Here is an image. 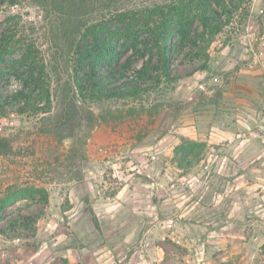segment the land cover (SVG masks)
Returning a JSON list of instances; mask_svg holds the SVG:
<instances>
[{"label":"rangeland","instance_id":"rangeland-1","mask_svg":"<svg viewBox=\"0 0 264 264\" xmlns=\"http://www.w3.org/2000/svg\"><path fill=\"white\" fill-rule=\"evenodd\" d=\"M154 1L98 0L83 15L86 29L101 23L96 37L71 42L58 31L68 22L62 13L46 15L30 1L1 6L0 93L20 89L24 74L48 63L58 67L45 78L55 85L75 72L76 51L106 41L122 48L126 32L154 37L168 11H143ZM156 1L194 16L187 40L176 15L169 28L175 80L152 96L154 114L90 132L83 179L67 161L72 140L59 142L36 113L47 93L36 92L24 113L13 106L0 115V197L13 198L0 214V264H264V175L240 181L256 161L243 166L239 146L232 158L229 148L248 137L264 145V137L255 127L227 133H240L247 107L264 115V0ZM127 8L141 9L122 15ZM213 10L229 21L216 33L197 16ZM9 28L19 41L3 49ZM124 50L139 68L157 48L146 57Z\"/></svg>","mask_w":264,"mask_h":264},{"label":"trees","instance_id":"trees-1","mask_svg":"<svg viewBox=\"0 0 264 264\" xmlns=\"http://www.w3.org/2000/svg\"><path fill=\"white\" fill-rule=\"evenodd\" d=\"M24 1H30L32 5L40 7L46 15L58 16V13H62V18L68 22L65 23L63 29L59 28L58 31L60 30L59 34L63 39L66 41L70 39L69 42L75 41L77 38L83 41L88 34L96 37L98 28L101 26V23H97L86 29V25L83 23L84 12L93 7L98 0H0V7L4 5L16 6ZM227 3L232 6L233 0H228ZM152 7L153 10L156 8L168 9L161 24H156L158 25L156 27L163 25L166 29L163 31L152 29L154 37L142 40L140 39L142 35L139 32H126L118 39L124 40L122 48H119L120 44L115 45L106 41L102 45L83 49V52L76 51L74 53L77 55L75 72L66 78H60L61 80H58L55 85L45 81V78L52 79L50 71L58 70L57 65L48 63L42 66L40 72L24 74V82L20 89L11 93H0L1 116L8 114V110L13 106H17L18 111L24 113L30 106L36 104V92L47 93L46 102L44 105L36 107V113L43 114L41 118L46 126V132L53 135L59 142H64L66 139L72 140V145L67 153V161L71 165L78 166L75 174L79 180L84 178L83 169L87 158L86 144L90 132L104 122L123 120L126 117L142 113L154 114L159 108L157 104L152 103V96L154 94L162 96L167 92L169 81L175 80L171 73L172 34L169 28L176 15L178 23L184 28L187 27L182 30L183 39L187 40L190 36L188 28L192 24L194 16H186L183 10L175 11L177 6L174 4L164 7L161 1L156 0L146 6L143 11H151ZM138 9L141 8L124 9L122 15H132ZM197 16L203 25L211 28L214 33L229 22L223 19L218 10H213L212 13L202 11ZM16 36L17 33L10 32L9 28L1 38L3 49L8 48L12 42L17 43L19 40L16 39ZM151 42L153 43L151 44ZM125 46H131L136 52L143 50L141 51L142 57L147 56L146 49L149 46L153 49L157 48V51L151 53L141 67L132 68L134 59L131 56H126ZM130 71L132 72L130 73ZM111 103L114 108L106 109L105 105ZM96 107L104 109L99 112ZM4 141L5 139H0V154H4L1 149V146H5ZM6 148L8 147L6 146ZM12 201L13 198L8 193L0 197V214ZM31 219L37 221L36 216Z\"/></svg>","mask_w":264,"mask_h":264},{"label":"crops","instance_id":"crops-1","mask_svg":"<svg viewBox=\"0 0 264 264\" xmlns=\"http://www.w3.org/2000/svg\"><path fill=\"white\" fill-rule=\"evenodd\" d=\"M245 113L246 115L242 114L241 118H240V133L238 132H227L229 133V136H232V134H236L237 135H246V133L250 132L254 127H255V132L258 130H260L261 134L259 136H263L264 137V115L263 114H253L252 110L247 107L245 109ZM213 125L214 122H213ZM239 126V125H238ZM213 128H215V126H213ZM214 138V137H212ZM250 137L246 138V139H242L239 138L238 140H236L234 143H230L229 144V148L231 151V148L234 146H239L238 147V152L235 153L231 151L230 157L232 158V156L235 153V156L238 155L240 157V163L243 164V166H247L250 162H255V167L254 170L255 171H251V169H247L245 170L243 173H241V175H239L238 179L244 180L247 178V176L249 177L248 174H253L255 175L257 178H262V176L264 175L262 173L263 169H264V145L263 143L259 140L256 141L255 146H253V140L249 139ZM213 141V139L211 140ZM228 159V157H226Z\"/></svg>","mask_w":264,"mask_h":264}]
</instances>
